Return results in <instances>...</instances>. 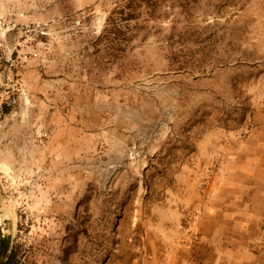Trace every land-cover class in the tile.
Returning <instances> with one entry per match:
<instances>
[{
    "label": "rangeland",
    "instance_id": "rangeland-1",
    "mask_svg": "<svg viewBox=\"0 0 264 264\" xmlns=\"http://www.w3.org/2000/svg\"><path fill=\"white\" fill-rule=\"evenodd\" d=\"M222 152L264 159V0H0V263L183 264Z\"/></svg>",
    "mask_w": 264,
    "mask_h": 264
},
{
    "label": "crops",
    "instance_id": "crops-1",
    "mask_svg": "<svg viewBox=\"0 0 264 264\" xmlns=\"http://www.w3.org/2000/svg\"><path fill=\"white\" fill-rule=\"evenodd\" d=\"M235 148L229 145V151ZM224 156L222 152L219 173L207 186L210 211L201 212L192 227L198 239L187 248L183 264H264V159Z\"/></svg>",
    "mask_w": 264,
    "mask_h": 264
},
{
    "label": "trees",
    "instance_id": "trees-1",
    "mask_svg": "<svg viewBox=\"0 0 264 264\" xmlns=\"http://www.w3.org/2000/svg\"><path fill=\"white\" fill-rule=\"evenodd\" d=\"M0 264H13L11 258H8L6 261H2Z\"/></svg>",
    "mask_w": 264,
    "mask_h": 264
},
{
    "label": "water",
    "instance_id": "water-1",
    "mask_svg": "<svg viewBox=\"0 0 264 264\" xmlns=\"http://www.w3.org/2000/svg\"><path fill=\"white\" fill-rule=\"evenodd\" d=\"M1 240H2V226H1V222H0V244H1Z\"/></svg>",
    "mask_w": 264,
    "mask_h": 264
}]
</instances>
